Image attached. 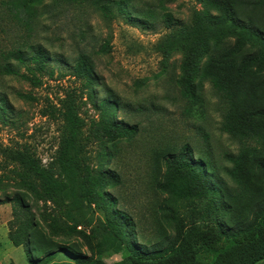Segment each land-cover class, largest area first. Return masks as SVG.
<instances>
[{
    "label": "trees",
    "instance_id": "16d2710c",
    "mask_svg": "<svg viewBox=\"0 0 264 264\" xmlns=\"http://www.w3.org/2000/svg\"><path fill=\"white\" fill-rule=\"evenodd\" d=\"M46 0H5L0 13V34L12 19L24 27L23 45L4 51L0 46V76L15 75L33 87L43 84L50 54L42 45L28 43L36 24L45 15ZM47 6L55 12L62 2ZM189 25H175L171 13L164 14L169 32L161 43L166 59L182 55L177 84L183 98L194 100L198 84L210 82L219 98L221 130L240 145L237 154L225 155L231 164L218 176L209 157L196 155L190 143L164 157V173L158 183L168 194L169 220L175 234L152 246L136 239L130 213L118 206L111 193L120 175L109 168L110 146L136 130L116 117L119 102L111 96L97 99L94 64L85 55L76 62L79 82L68 88L49 114L60 123L59 146L44 165L31 147L24 144L0 148V190L14 187L42 202L51 210L43 221L51 236H81L91 255L75 254L73 262L53 264H257L264 261V0H198ZM118 13L125 14L128 0H114ZM105 16H114L104 0H93ZM51 7V8H50ZM128 13V12H127ZM129 14V13H128ZM136 24L146 22L133 19ZM110 50L104 45L103 52ZM18 65L25 67L20 72ZM18 96L31 99L19 92ZM84 98L99 110L86 120L81 113ZM6 110L0 93V120ZM213 173V175H211ZM215 173V174H214ZM26 195H7L0 204L11 203L13 219L8 237L14 246L32 245L45 252L53 241L37 231L35 215ZM84 205V206H83ZM83 207L99 213L101 233L79 229ZM69 251V249L65 248ZM107 250L121 254L108 263ZM49 252L48 254H51Z\"/></svg>",
    "mask_w": 264,
    "mask_h": 264
},
{
    "label": "rangeland",
    "instance_id": "374dc122",
    "mask_svg": "<svg viewBox=\"0 0 264 264\" xmlns=\"http://www.w3.org/2000/svg\"><path fill=\"white\" fill-rule=\"evenodd\" d=\"M3 1L0 0V8ZM112 1L104 3L112 8L114 16H105L93 0L62 2L55 12L47 8L52 0L45 1L46 14L37 22L28 43L42 45L48 51L51 57L48 71L39 87L15 75L0 76V93L6 103L5 116L0 120V148L24 144L36 151L44 165L53 159L59 146L60 123L45 113L59 103L68 88L79 85L74 76L76 62L81 55L87 56L97 75L94 84L97 99L111 96L119 102L116 117L136 125L133 134L110 146L112 156L106 168L120 175L119 183L110 191L118 206L132 215L136 239L152 246L170 240L175 234L168 218L170 196L158 188L164 173L163 157L190 143L196 155L209 157L218 176L226 177V168L231 164L225 155L237 154L240 145L221 130L222 113L212 84L199 83L192 101L183 98L177 84L182 55L175 53L166 59L161 51L160 45L169 32L164 14L171 13L176 26L189 25L194 9H200L201 3L128 0L129 14H119ZM137 18L146 22V26L135 24L133 19ZM4 26L6 32L0 34L4 51L23 45L24 27L10 17ZM104 45L109 46L108 52L102 51ZM14 66L21 73L25 71L17 62ZM19 92L31 95V99L19 97ZM81 113L89 121L98 116L99 110L84 98ZM1 164L4 158L0 154ZM23 193L35 215L37 231L53 241V248L37 252L32 245L14 246L8 237L12 204H0V264L73 262L75 254H92L79 235H49L43 215L51 208L34 201L28 193L8 186L5 191L0 190V198ZM99 216L83 207L78 215L83 221L79 229L101 233ZM102 258L112 263L119 261L121 254L107 250Z\"/></svg>",
    "mask_w": 264,
    "mask_h": 264
}]
</instances>
